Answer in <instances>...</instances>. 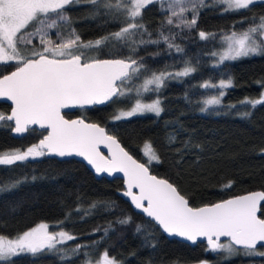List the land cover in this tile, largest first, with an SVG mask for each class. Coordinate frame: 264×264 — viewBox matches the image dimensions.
I'll use <instances>...</instances> for the list:
<instances>
[{
	"label": "trees",
	"instance_id": "16d2710c",
	"mask_svg": "<svg viewBox=\"0 0 264 264\" xmlns=\"http://www.w3.org/2000/svg\"><path fill=\"white\" fill-rule=\"evenodd\" d=\"M116 2L111 0L113 4ZM166 8V4L157 0L144 8L142 17L135 21L151 34L150 37L145 34L143 39L158 43L139 45L135 53L118 42L102 46L99 51L86 52L91 57L131 56L138 61L142 58L149 70L146 76L186 66L194 68L188 76L165 79L161 88L144 96L160 97L161 114L114 118L118 109L128 107L136 98L133 88L142 79L134 78L123 83L126 95L115 97L105 105L78 108L65 115H80L104 125L152 172L170 180L193 206L251 190L264 191V104L252 108L244 103L264 95V52L222 63L214 55L222 47L223 36L242 33L259 23L258 19L255 23L253 20L264 16V0L239 12L225 10L226 6L216 0H205L193 28L176 27L179 23L176 17L172 18L173 25H168ZM65 14L84 43L126 26L122 15L104 7V0L96 5L89 0H78L66 6ZM185 18L190 22L191 12H186ZM27 30H33L32 24ZM59 31L65 39L74 38L68 36L63 24ZM200 31L209 34L208 38L202 40ZM163 36L169 40H163ZM45 38L60 43L56 29L48 30ZM169 43L179 45L183 51L176 52L175 48H169ZM32 45L40 50L38 37L32 39ZM18 48L27 54L23 44H18ZM14 67L15 62L0 63V74ZM221 80L232 82L225 88L221 104L201 111L203 101L219 92L217 88L201 85H218ZM9 108L8 103L0 101V115L6 116ZM45 132L31 127L25 134L15 136L12 121L0 120V154L25 151ZM148 144L158 155V161L148 163ZM10 184H15L12 191L0 193V236L14 238L39 222H49L52 228L76 237L57 245L71 259L62 260L54 250L35 258L20 254L11 264H84L105 251L117 264H264V258L245 256L240 247L230 255L225 249L211 251L204 241L189 244L168 238L154 221L135 211L118 193L123 188L121 178H96L75 158L45 155L0 167V186ZM92 204L97 207L89 210ZM260 215L264 217V202ZM127 218H130L128 223H119ZM78 245L87 247H82L77 255L72 249ZM263 249L257 247L258 251Z\"/></svg>",
	"mask_w": 264,
	"mask_h": 264
},
{
	"label": "snow or ice",
	"instance_id": "6c2138e0",
	"mask_svg": "<svg viewBox=\"0 0 264 264\" xmlns=\"http://www.w3.org/2000/svg\"><path fill=\"white\" fill-rule=\"evenodd\" d=\"M78 0H0V63L15 62L16 67L10 74H0V97H8L15 103L11 115H0V120H14V132L24 133L29 125L47 126L51 129L48 135L25 151H11L0 154V167H7L24 162L29 158L42 157L55 153L60 157L77 155L83 157L94 166L96 173H112L122 171L127 176V192L135 207L142 209L148 217L154 218L169 234L185 237L196 241L205 237L211 251L227 250L231 255L242 246L245 256L264 258V251H258L257 246L264 248V218L257 215L260 204L264 201V191L251 192L246 195L222 200L218 203L191 207L189 202L177 188L167 180L150 175L145 164L138 163L123 148L114 137L107 136L105 130L96 124L85 123L84 120H68L62 115V109L71 105L102 104L113 97L119 98L127 93L118 86V81L143 79L140 91H157L169 77L190 75L195 69L185 67L177 73L146 74L148 69L139 61L129 56L126 59H100L89 57V50L99 51L102 46L118 42L135 53L139 45L156 44L158 41L145 40L147 33L143 24L135 23L142 17V10L157 0H104V7L111 12L122 15L126 26L119 31L84 43L71 27L70 18L65 14L66 6L77 3ZM167 5L165 9L168 25H173V17L179 23L193 28L199 15V7L205 6V0H159ZM226 6L225 10L239 12L249 10L258 0H216ZM96 5L100 0H89ZM191 12L192 19L187 21L185 13ZM50 15L55 18L50 19ZM259 23L246 31L223 36L226 48L219 54V62L235 60L239 57L258 55L264 52V16L254 18ZM32 24L33 30L28 31ZM65 26L69 37L65 39L60 34V25ZM56 29L60 43L46 39L48 30ZM204 40L209 34L198 33ZM139 36L140 39H135ZM38 37L40 50L32 45V39ZM168 41V36H163ZM18 44L27 48V54H22ZM169 48L182 52L179 45L169 43ZM217 55V54H214ZM231 80H221L218 85L205 83L204 88H217L219 96H213L203 101L201 111H207L209 106L220 105L223 89L230 87ZM149 86H154L150 89ZM264 87V85H262ZM245 104L255 108L264 104V95L260 99L245 101ZM235 107V106H233ZM163 108L159 99L151 103H141L137 99L133 107L121 112L115 119L131 117L137 113L151 112L159 116ZM101 143H107L113 149L111 159L103 157L97 150ZM148 163L158 161L159 157L151 145H146ZM15 184L0 186V193L12 191ZM138 188L139 193L132 191ZM146 202V205H145ZM92 204L90 209H95ZM80 211L79 208L76 209ZM130 218L119 221L126 224ZM49 224L39 223L23 232L16 239L0 236V264H11L14 257L20 254H31L34 258L40 254L51 253L54 250L62 260L71 259L57 245L76 237L66 232H49ZM140 231V228H137ZM107 229L105 230V234ZM221 237H229L227 243H221ZM82 246L72 249L74 254H80ZM87 259V254H85ZM97 264H117L107 251L100 254Z\"/></svg>",
	"mask_w": 264,
	"mask_h": 264
},
{
	"label": "water",
	"instance_id": "95a60500",
	"mask_svg": "<svg viewBox=\"0 0 264 264\" xmlns=\"http://www.w3.org/2000/svg\"><path fill=\"white\" fill-rule=\"evenodd\" d=\"M95 58H100V59H126V58H123V57H95ZM14 70H15V67H14L13 69H11L9 72L4 73V74H10V72H11V71H14ZM117 83H118V86H119V83H120V82L118 81ZM114 98H115V97H113L112 99H114ZM112 99H111V100H112ZM111 100H109V101H105V102L102 103V104H92V105H71L70 107L61 110V111H62V115H64V118H65V119H68V120H79V119H82V120L85 121V123L99 125L101 128H103V129L105 130V134H106L107 136L114 137L115 140L118 142L119 146H120L121 148H123V149H124V150H125V151H126V152H127V153H128L133 159H134V160H136L138 163L145 164V166L148 167V166L146 165V163H144L143 161L139 160V159L136 158L132 153H130V152H129V151H128V150L122 145V143L120 142V140H119L115 135L109 133L104 125H102V124H100V123H98V122H96V121L87 120V119L83 118V117L80 116V115H73V116H70V117L67 116V115H65V112H73V111H75V110L78 109V108H89V107H92V106H94V105H97V106L105 105V104H107L108 102H110ZM0 101H2V102H6V103H8V104L10 105L9 111L6 113V116L11 115L12 110H13L14 107H15V103H14V101H12V100H11L10 98H8V97H0ZM14 127H15V122H14V120H12V133H13V135H15V136H21V135H23V134H25V133L27 132V131H26V132H24V133H16V132H14ZM31 127H35V128H37V129H45V130H46V132L44 133V135H43L40 139H38V141H37L36 144H38L39 141H40L41 139H43L44 136L48 135V133L51 131V129H50L49 127H47V126H44V127H41L40 125H29V126H28V128H31ZM97 150H98V152H99L103 157H105V158H107V159H109V160L111 159L113 149L110 148V147L108 146L107 143H101V144H99V145L97 146ZM46 156L56 157V158H58V159H67V158H75V159H78V160L82 161V162H83V163H84V164L90 169V171L94 174V176H95L96 178H101V177H105V178H107V179H113V178H115V177H119V178H121V179H122L123 188L120 189V190H118V193H119V194H120V195H121L126 201L129 202V204L131 205V207H132L135 211L142 213L145 217H147V218L151 219L152 221H154V222L160 227V229L162 230V232H163L168 238H175V239H178V240H181V241L187 242V243H189V244H195V243H197L198 241H204V242L208 245V243H207V239H206L205 237H198L196 241H190V240H188V239L185 238V237H180V236H178V235H176V234H169V233H167L166 231L163 230L162 226H160L159 223L156 222V221L154 220V218H150V217H148L147 214L144 213L142 209H138V208H136L135 205H134V203L132 202L131 198L128 197L127 195H125V193L127 192L128 189H127V176L125 175L124 172H122V171H115V172H112V173H108V172H104V173H96L95 168H94L93 165L89 164L85 158L80 157V156H77V155L60 157V156H58V155L55 154V153H49V154H46ZM148 169H149V173H150V175L156 176L158 179H164V180H167L169 183H171L172 185H174V184H173L170 180H168L167 178L155 174L154 172H152V171L150 170L149 167H148ZM174 186H175V185H174ZM175 187H176V186H175ZM176 188H177V187H176ZM177 190H178V189H177ZM132 191L135 192V193H137V194L139 193V189H138V188H135V187L132 189ZM178 191H179V190H178ZM259 191H263V190H260V189L251 190V191H247V192H244V193H240V194H236V195H233V196H230V197L224 198V199H222V200L230 199V198L237 197V196L246 195V194L251 193V192H259ZM179 192H180V191H179ZM180 194L183 195L181 192H180ZM183 196H184V195H183ZM184 197H185V196H184ZM185 199H187V198L185 197ZM187 200H188V199H187ZM222 200H219V201H216V202H213V203L202 204V205H198V206H193V205H191L190 203H189V205H190L191 207L197 208V207L209 206V205H212V204L218 203V202H220V201H222ZM188 202H189V201H188ZM263 202H264V201H262L261 204H262ZM261 204H260V206H261ZM145 205H146V202H145ZM257 215L260 216L261 218H264V217H262V216L260 215V209H259ZM225 239H228V240H229L230 238H229V237H221V240H220V241L225 240ZM208 247L210 248L209 245H208ZM237 247L242 248V246H237ZM257 247H259V244H258Z\"/></svg>",
	"mask_w": 264,
	"mask_h": 264
},
{
	"label": "rangeland",
	"instance_id": "374dc122",
	"mask_svg": "<svg viewBox=\"0 0 264 264\" xmlns=\"http://www.w3.org/2000/svg\"><path fill=\"white\" fill-rule=\"evenodd\" d=\"M228 35V34H227ZM226 48V44L224 43V41H223V37H222V47L218 50V51H216V59L217 60H219V54L220 53H222V51L224 50ZM21 52H22V54H24L25 52H23L22 50H21ZM89 57H91V56H89ZM187 67H189V66H187ZM185 68V67H184ZM184 68H182V69H179V70H173V71H159V72H155V74H157V75H159L160 73H165V74H167V73H177V72H180V71H182ZM151 77V75H149V76H147V78H150ZM125 83V82H124ZM143 83V79L140 81V82H138L135 86H134V88H133V91L136 93V89H138L139 87H140V85ZM119 87H121L124 91H126V86L124 85V84H121V83H119ZM150 87V89L151 88H153L154 86H149ZM149 91H151V90H149ZM149 91H140V93H139V96H136V98H134L133 100H132V102L128 105V107H126V108H120V109H118L117 110V115H120V113L121 112H126V111H129L132 107H133V105L136 103V101H137V99H139L140 100V102L141 103H144V104H147V103H151V102H153V100H156V99H159L160 100V97L159 96H154V97H150V98H145L144 96L147 94V93H149ZM223 91L225 92V89H223ZM137 95V94H136ZM214 96H219V92L217 93V94H215ZM211 97H213V96H210V97H208V98H211ZM208 98H206V99H208ZM220 99L222 98V97H219ZM145 113H151V112H145ZM137 114H143V113H137ZM152 114H154V113H152ZM116 117V116H115ZM114 117V118H115ZM39 223H47V224H49V232H60L61 230L59 229V228H52V224L51 223H49V222H39ZM39 223H37V224H39ZM37 224H35L34 226H36ZM34 226H32V227H34ZM31 227V228H32ZM31 228H29V229H31ZM29 229H27V230H29ZM27 230H25V231H27ZM24 231V232H25ZM23 233V232H22ZM22 233H20L19 235H21ZM19 235H17L16 237H14V238H8V239H16ZM229 240L228 239H225V240H222V241H220L221 243H227ZM262 251H264V249L262 250ZM100 259V257H98V258H96V259H89L88 261H86L84 264H97V261Z\"/></svg>",
	"mask_w": 264,
	"mask_h": 264
},
{
	"label": "flooded vegetation",
	"instance_id": "af4514ba",
	"mask_svg": "<svg viewBox=\"0 0 264 264\" xmlns=\"http://www.w3.org/2000/svg\"><path fill=\"white\" fill-rule=\"evenodd\" d=\"M67 116H69V117H70V115H67ZM71 116H73V115H71Z\"/></svg>",
	"mask_w": 264,
	"mask_h": 264
}]
</instances>
